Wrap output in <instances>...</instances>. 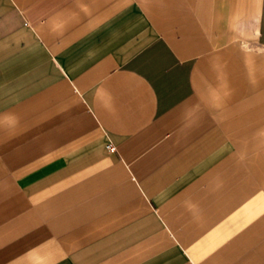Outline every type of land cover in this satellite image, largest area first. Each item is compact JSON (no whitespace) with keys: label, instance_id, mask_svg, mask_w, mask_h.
<instances>
[{"label":"crops","instance_id":"obj_1","mask_svg":"<svg viewBox=\"0 0 264 264\" xmlns=\"http://www.w3.org/2000/svg\"><path fill=\"white\" fill-rule=\"evenodd\" d=\"M0 264H264V0H0Z\"/></svg>","mask_w":264,"mask_h":264},{"label":"built area","instance_id":"obj_2","mask_svg":"<svg viewBox=\"0 0 264 264\" xmlns=\"http://www.w3.org/2000/svg\"><path fill=\"white\" fill-rule=\"evenodd\" d=\"M110 147L112 148V149H114L115 148V145L114 144H110Z\"/></svg>","mask_w":264,"mask_h":264}]
</instances>
